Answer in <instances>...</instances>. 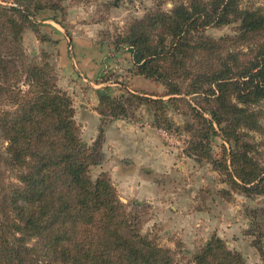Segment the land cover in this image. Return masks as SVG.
I'll list each match as a JSON object with an SVG mask.
<instances>
[{
  "label": "trees",
  "instance_id": "1",
  "mask_svg": "<svg viewBox=\"0 0 264 264\" xmlns=\"http://www.w3.org/2000/svg\"><path fill=\"white\" fill-rule=\"evenodd\" d=\"M63 0L0 3V264H246L214 237L191 260L141 232L107 172L96 179L106 126L132 119L142 105L154 123L187 132L184 153L212 164L227 186L221 195H264V7L251 0H173L131 21L119 39L132 54L133 74L166 87L100 95L99 135L82 143L70 94L43 52L22 44L29 17L61 9ZM239 23L218 39L208 27ZM193 96H198L193 99ZM168 97V99H164ZM187 117L175 125L170 110ZM223 139L214 154L211 139ZM257 210H249L254 220ZM253 232V231H251ZM264 235L253 240L264 259Z\"/></svg>",
  "mask_w": 264,
  "mask_h": 264
},
{
  "label": "rangeland",
  "instance_id": "2",
  "mask_svg": "<svg viewBox=\"0 0 264 264\" xmlns=\"http://www.w3.org/2000/svg\"><path fill=\"white\" fill-rule=\"evenodd\" d=\"M251 1L264 7V0ZM159 4L168 10L173 0H63L61 9L29 17L22 33L24 49L30 57L50 55L59 85L72 97L85 146L92 147L99 135L101 94L141 91L155 98L165 93L163 84L133 74L132 54L119 39L131 21ZM238 25L208 27L205 34L218 39L235 34ZM168 117L175 125L187 119L172 109ZM165 127L156 126L147 104L132 119L110 122L101 148L104 159L91 167L93 179L107 172L121 200L139 218L142 234L170 248L182 263L218 237L240 252L246 264H264L253 244L264 235V195L248 198L238 192L229 200L223 197L227 186L212 164L184 153L188 133ZM256 139L264 144V136ZM222 143L220 136L212 137L214 154ZM262 154L264 159V146ZM251 209L257 210L254 220L248 214Z\"/></svg>",
  "mask_w": 264,
  "mask_h": 264
},
{
  "label": "crops",
  "instance_id": "3",
  "mask_svg": "<svg viewBox=\"0 0 264 264\" xmlns=\"http://www.w3.org/2000/svg\"><path fill=\"white\" fill-rule=\"evenodd\" d=\"M69 43H70V44H69V49L72 50V41H71V39H69ZM75 63H76V62H75ZM75 65H76V64H75ZM153 158L155 159L154 156H153ZM151 186H153V185H151Z\"/></svg>",
  "mask_w": 264,
  "mask_h": 264
}]
</instances>
